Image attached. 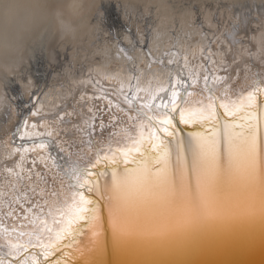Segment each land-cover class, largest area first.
<instances>
[{"label":"snow or ice","instance_id":"1","mask_svg":"<svg viewBox=\"0 0 264 264\" xmlns=\"http://www.w3.org/2000/svg\"><path fill=\"white\" fill-rule=\"evenodd\" d=\"M232 7L238 10L223 35L229 50L240 45L248 52L245 45L254 41L249 25L255 15L264 26V3L258 13L254 4ZM96 15L102 21L99 8ZM202 29L196 32L201 37ZM150 39L133 37L129 49L117 48L140 52L148 68L163 66V59L153 61L151 49L140 47ZM216 43L197 45L203 57L197 65L185 52L179 74L171 66L180 53H162L175 58L167 60V82L141 87L142 73L130 74L137 84L125 92L121 81L124 103L100 86L101 80L117 79L124 65L112 75L92 68L87 79L70 81L83 86L78 97L75 89L69 91L48 113L30 91L35 85L5 78V86L20 83L36 102L23 121L22 142L10 153L12 163L0 165V246L8 249L0 264H65L54 258L65 248L79 252L81 264H97L106 231L110 252L145 258L136 264L264 242V69L256 73L245 65L243 72L229 73L223 52L212 51ZM259 51L264 53V42ZM89 84L91 93L85 90ZM69 96L75 97L71 106ZM7 110L14 112L10 105ZM220 110L227 118L222 126ZM17 232V241L27 243L12 241Z\"/></svg>","mask_w":264,"mask_h":264},{"label":"bare ground","instance_id":"2","mask_svg":"<svg viewBox=\"0 0 264 264\" xmlns=\"http://www.w3.org/2000/svg\"><path fill=\"white\" fill-rule=\"evenodd\" d=\"M79 3L80 0H66L62 9L61 18L68 32L75 28L72 21L79 15L80 9L77 7ZM262 3L264 0H85L81 7L91 10L82 25L75 31L74 37L71 35L62 37L54 23L40 18L42 0H0V8L24 10L26 20L31 25L28 45L14 74L6 78L9 80L20 78L23 84L35 85L30 91L40 98L42 104L47 105L44 111L48 113L54 104L64 101L69 91L75 89V97H78L80 87L83 86L72 85L70 81L87 79L92 68L103 69L104 74L112 75L120 71V65L126 67L127 70L121 71L117 79L111 83L101 80L100 85L106 92L114 93L111 97L114 101L124 103L120 91L121 81L125 92L134 91L137 84L134 78L128 79L130 74L135 76L142 73L141 87H147L149 81L153 87L158 83H166L169 75L167 60L175 58L161 54L171 51L180 53L181 59L175 60L171 66L179 74L185 52L189 56L190 64L197 65L203 60L197 45L202 47L209 40L217 42L212 51L214 54L223 52L224 61L230 65L229 73L235 75L237 69L243 72L245 65L250 66L253 72L260 73L264 69L262 63L264 53L259 51L261 42H264V26L256 23V16H253V22L249 25L254 41L250 45H245L248 52L240 45L229 50V41L223 34L227 32L232 22L233 13L238 10L235 7L230 9V6L254 4L255 12L258 13ZM97 8L103 13L102 21L96 15ZM98 25L102 31H97ZM199 25L203 26L202 30L206 33L203 37L196 34ZM137 26L144 31L137 33ZM214 29L219 31L212 36L210 32ZM141 36H151L147 45L140 47L151 49L153 61L163 59L165 62L163 66L153 63V66L148 68V60L142 58L140 52L118 50V44L127 50L129 40L135 37L139 42ZM181 45H186V48L182 49ZM233 60L237 63L233 64ZM204 63L207 65V62ZM134 65H139V68L135 72H130ZM91 74L99 78L97 72ZM220 74L223 75L224 72L221 71ZM91 89L92 85L89 84L85 90L91 93ZM22 91L25 92L24 95H21ZM75 97H68L69 106ZM34 102L36 101H30L27 91L20 83L13 82L5 86V78L0 79V165L12 163L9 159L10 153L22 142L20 133L26 130L23 121L28 119ZM26 103L27 107H24ZM9 105L14 112L10 113L7 110ZM220 115L222 126L223 119L227 118L223 116L222 110ZM32 120L35 122L38 118ZM183 130L189 131L191 128L185 127ZM36 131L43 132L44 129L38 128ZM32 139L42 141L46 137ZM14 159L18 160L19 157ZM86 164V160L81 161V166ZM3 182V176H0V188ZM0 224H3L2 220ZM2 230L0 227V231ZM18 235V232L11 234L13 242L27 243L26 238L17 241ZM83 241L86 243V238ZM7 250L6 246H0V255H4Z\"/></svg>","mask_w":264,"mask_h":264},{"label":"clouds","instance_id":"3","mask_svg":"<svg viewBox=\"0 0 264 264\" xmlns=\"http://www.w3.org/2000/svg\"><path fill=\"white\" fill-rule=\"evenodd\" d=\"M43 8L40 18L55 24L56 30L63 36H75V31L82 25L86 15L91 9L81 7L85 0H80L77 7L80 9L72 23L75 28L68 32L65 30L61 18L62 9L66 0H42ZM51 5V7H50ZM31 25L27 22L25 11L22 9L0 8V79L14 74L22 53L29 41Z\"/></svg>","mask_w":264,"mask_h":264},{"label":"water","instance_id":"4","mask_svg":"<svg viewBox=\"0 0 264 264\" xmlns=\"http://www.w3.org/2000/svg\"><path fill=\"white\" fill-rule=\"evenodd\" d=\"M85 237H80V240ZM106 249L102 255L95 257L97 264H136L138 260L144 257H136L131 255H114L110 252V232H105ZM31 249L29 255H31ZM77 251L65 248L61 252L56 253L54 258H63L65 264H81L80 259H72ZM3 256V255H0ZM149 264H264V242L255 241L250 247L243 250H237L227 253H214L208 255L196 256H164L159 260L151 261Z\"/></svg>","mask_w":264,"mask_h":264},{"label":"rangeland","instance_id":"5","mask_svg":"<svg viewBox=\"0 0 264 264\" xmlns=\"http://www.w3.org/2000/svg\"><path fill=\"white\" fill-rule=\"evenodd\" d=\"M76 258L80 259V253L79 252H76L75 256L72 259H76ZM78 262L80 263V260ZM73 264H75V263H73Z\"/></svg>","mask_w":264,"mask_h":264}]
</instances>
